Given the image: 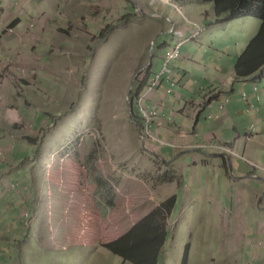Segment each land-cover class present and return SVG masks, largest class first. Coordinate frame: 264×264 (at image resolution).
Returning a JSON list of instances; mask_svg holds the SVG:
<instances>
[{"label": "rangeland", "instance_id": "374dc122", "mask_svg": "<svg viewBox=\"0 0 264 264\" xmlns=\"http://www.w3.org/2000/svg\"><path fill=\"white\" fill-rule=\"evenodd\" d=\"M229 21L206 0H0V264H136L109 245L149 218L167 235L159 264H264V163L216 143L199 149L227 156L172 160L185 150L164 149L136 102L158 31L178 46L170 66ZM260 27L236 29L245 48Z\"/></svg>", "mask_w": 264, "mask_h": 264}, {"label": "crops", "instance_id": "0c3cea01", "mask_svg": "<svg viewBox=\"0 0 264 264\" xmlns=\"http://www.w3.org/2000/svg\"><path fill=\"white\" fill-rule=\"evenodd\" d=\"M247 17L205 26L197 40L182 43L180 57L168 66L143 100L157 111L151 130L159 139L168 140L164 149L208 150V144L226 142L255 162L264 163V66L247 75H238L235 67L247 42L239 39L236 29L250 28L253 35L260 24V20ZM175 23L178 29L183 28L179 31L182 37L190 33V26ZM161 33L158 31L154 37L157 60L150 61L145 77L148 82L161 68L164 49L172 44L170 33ZM254 124L257 126L252 132ZM234 166L238 171L242 167L237 172L240 175L251 170L244 160ZM261 239L264 240V226Z\"/></svg>", "mask_w": 264, "mask_h": 264}, {"label": "trees", "instance_id": "16d2710c", "mask_svg": "<svg viewBox=\"0 0 264 264\" xmlns=\"http://www.w3.org/2000/svg\"><path fill=\"white\" fill-rule=\"evenodd\" d=\"M206 1L213 4L215 21H229L247 15L260 19L259 31L249 40L244 51L238 56L235 67L238 75H247L260 66H264V0ZM123 16L124 22L129 19L127 14ZM145 69L147 72L148 67ZM144 75V79L138 82V88L145 81L147 75ZM132 113L137 118L136 111L133 110ZM150 221L149 218L144 221L147 225L131 229L124 237L109 245V248L124 259L136 264H159V256L164 248L167 235L163 225H150Z\"/></svg>", "mask_w": 264, "mask_h": 264}, {"label": "built area", "instance_id": "2783aa9c", "mask_svg": "<svg viewBox=\"0 0 264 264\" xmlns=\"http://www.w3.org/2000/svg\"><path fill=\"white\" fill-rule=\"evenodd\" d=\"M172 48H173V47H168V48L165 50V52H164V56H168V57H166L165 59H163V63H164V65L161 66L160 70H159L157 73L153 74V76L151 77L150 81L148 82V85H147V86H150L152 89L155 87L156 84L159 83L160 78H161V76L165 73V71L168 70V66H166V65H167L169 59H171L170 61H172L174 58H176V57L179 55L178 46L176 47V53H173V54H171V53H172ZM164 56H163V57H164ZM171 84L173 85V83H171ZM143 100H144V99H143V97H141V96L136 98V102H139V103H140V106H139V105H138V106H139V108H140L141 116L144 115V113H147V111L145 110V109H147V107H146L145 104L143 103ZM152 113H154L155 115H157V111H156V110L151 111V114H152ZM160 144L162 145V144H168V143L161 141ZM219 147L222 148V149L228 150V151H230V152L236 153L235 148L232 147V146H230V145H229L228 143H226V142L220 143V144H219ZM241 157H242V156H241ZM254 165H255L258 169H262V170H264V166H260V165H258V164H254Z\"/></svg>", "mask_w": 264, "mask_h": 264}, {"label": "water", "instance_id": "95a60500", "mask_svg": "<svg viewBox=\"0 0 264 264\" xmlns=\"http://www.w3.org/2000/svg\"><path fill=\"white\" fill-rule=\"evenodd\" d=\"M150 15H160V16H162V17H165L167 20H170L165 14H162V13H156V14H150ZM152 44H153V41L151 42V44H150V47H149V61L147 62V64L149 65L150 64V61H151V57H152V53H153V46H152ZM148 67V66H147ZM135 76H137V75H135ZM134 80H135V77L133 78V80H132V84H131V86H130V89H129V91H128V94L130 93V91H131V88H132V86H133V83H134ZM126 101H127V104H128V106H129V109H128V111H129V115H133V113H132V105H131V102L129 101V99H128V97H126ZM145 145V141H143V146ZM146 149V148H145ZM147 150V149H146ZM192 150H200L201 152H203V153H206V154H208V155H221V154H224V155H226V153H210V152H205L204 150H202V149H199V148H194V149H192ZM150 154H152L153 156H155V157H158V158H160V156H158L155 152H153V151H151V150H147ZM185 152H187V150H185V151H181L179 154H177V155H175L173 158H172V160L173 159H175L176 157H178L179 155H181V154H183V153H185ZM227 156V155H226ZM163 162L165 161L164 159H162V158H160ZM228 160H229V162H230V157L228 156ZM171 161V160H170ZM170 161H166L167 162V164L170 162ZM230 165H231V162H230ZM230 169H231V171H232V167L230 166ZM248 177L249 176H251V175H247ZM253 177V176H252ZM259 177V179H262V180H264V177H261V176H258Z\"/></svg>", "mask_w": 264, "mask_h": 264}, {"label": "bare ground", "instance_id": "6f19581e", "mask_svg": "<svg viewBox=\"0 0 264 264\" xmlns=\"http://www.w3.org/2000/svg\"><path fill=\"white\" fill-rule=\"evenodd\" d=\"M222 106V105H221Z\"/></svg>", "mask_w": 264, "mask_h": 264}]
</instances>
